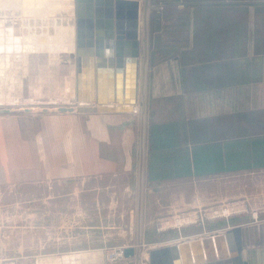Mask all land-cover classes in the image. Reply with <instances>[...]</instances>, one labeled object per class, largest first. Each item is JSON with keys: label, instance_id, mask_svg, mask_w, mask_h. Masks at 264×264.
I'll use <instances>...</instances> for the list:
<instances>
[{"label": "crops", "instance_id": "0c3cea01", "mask_svg": "<svg viewBox=\"0 0 264 264\" xmlns=\"http://www.w3.org/2000/svg\"><path fill=\"white\" fill-rule=\"evenodd\" d=\"M151 4L145 190L149 183L225 181L233 197L235 178L243 195L251 181L264 190V0ZM142 29L141 16L140 40ZM139 140L138 112L0 118V186L124 180L131 189ZM239 225L244 259L264 264V219ZM95 253L71 249L58 258L110 264Z\"/></svg>", "mask_w": 264, "mask_h": 264}, {"label": "rangeland", "instance_id": "374dc122", "mask_svg": "<svg viewBox=\"0 0 264 264\" xmlns=\"http://www.w3.org/2000/svg\"><path fill=\"white\" fill-rule=\"evenodd\" d=\"M71 11V6L62 0H0V20L17 24L6 27L3 23L0 27L18 30L14 40L23 41L26 31L27 38L36 40L43 36L48 45L60 42L69 46L71 42L75 56V25L69 20L75 19L76 14L71 17ZM69 28L73 29L72 34L64 33ZM31 44V50L10 54L18 55V60L12 57L0 61V118L26 112L59 114V108L71 106L69 101L75 97L74 61L63 52L37 50L33 49L35 42ZM225 183H149L145 190L144 255L155 245L174 244L224 231L251 219H264V190L258 188V182H250L247 196L242 194L241 181L235 178L233 197L225 195ZM136 187L129 189L124 180L0 186V264H58L53 262V256L60 257L71 249L94 250L112 264L108 257L113 248L136 243ZM224 210L230 213L224 214ZM79 238L91 243H77ZM67 240L70 243H63Z\"/></svg>", "mask_w": 264, "mask_h": 264}, {"label": "water", "instance_id": "95a60500", "mask_svg": "<svg viewBox=\"0 0 264 264\" xmlns=\"http://www.w3.org/2000/svg\"><path fill=\"white\" fill-rule=\"evenodd\" d=\"M75 6V98L59 111L138 112L140 116L136 243L125 247L122 260L114 264H249L243 257L241 225L155 245L144 259L148 21L154 8L151 0L142 4L139 0H75Z\"/></svg>", "mask_w": 264, "mask_h": 264}, {"label": "bare ground", "instance_id": "6f19581e", "mask_svg": "<svg viewBox=\"0 0 264 264\" xmlns=\"http://www.w3.org/2000/svg\"><path fill=\"white\" fill-rule=\"evenodd\" d=\"M63 2H64V4L65 5H70L71 6V9H72V11H71V14H72V16L71 17H73V15L75 14V1L74 0H62ZM54 5H55V3H53ZM71 19V18H70ZM59 21V20H58ZM69 21H71V25L73 26L74 24V21H75V19H71V20H69ZM3 23L6 25V27H8V26H16L17 24L16 23H14V22H8V21H2V20H0V26H2L3 25ZM3 29V28H2ZM2 29H1V27H0V31H2ZM5 29H3V31H4ZM71 32H73V29L72 28H69V29H66V31H64V33H70V34H72ZM2 33V32H1ZM16 34H19V32H18V30L16 31V30H13V28H7V30H5L4 31V39L2 40V37H1V34H0V44L2 45V43H10V45H8L7 46V44H6V46H0V61L1 60H3V59H6V60H10V58H12V57H14L15 59L16 58H18L19 59V56L18 55H15V56H12V55H10V54H13V52H21L22 50H23V52H25V50H31L32 49V47H31V42H35V46H34V48L33 49H35V47L37 48V50H47L48 48H49V50H51V51H53V52H63V54H64V56H69V60L71 61V62H73L74 60V54H73V51H71L72 49H73V43H71V42H69V46H68V43L67 44H63V43H58V42H53V45H48L47 44V42H45L44 41V38L45 37H43V36H40L39 38H37V36L36 35H34V36H36L35 38H37L36 40H33L34 38H27V33H26V31L25 32H23V34H25V37L23 38V41L21 40V38H15V40L14 39H12V37L14 36V35H16ZM28 35H31V34H28ZM71 38V37H70ZM72 40H73V38H71ZM74 39H75V37H74ZM25 42H27V43H25ZM62 42V41H61ZM68 47H70L71 49H70V52H68L67 51V48ZM34 51V50H33ZM8 54V55H7ZM18 59H16V60H18ZM4 61V60H3ZM2 61V62H3ZM13 63V62H12ZM1 65V64H0ZM6 66V65H5ZM10 66V65H9ZM1 67H3V66H1ZM11 67V66H10ZM4 69V68H3ZM7 69V68H6ZM10 70H7V73L9 72ZM7 75V74H6ZM7 78V77H6ZM7 80V79H6ZM4 81L5 80H3V82L2 83H4ZM63 95V94H62ZM60 96V95H59ZM58 96V97H59ZM64 96V95H63ZM65 98H68V96L67 97H65ZM74 98V97H73ZM62 99H63V97H62ZM62 99H61V101H62ZM15 101V100H14ZM17 101V100H16ZM15 101V102H16ZM55 101V100H54ZM58 101V100H57ZM65 101H66V99H65ZM15 102H14V104H15ZM52 102V101H51ZM37 103V102H36ZM53 103V102H52ZM55 105H57L56 103H55ZM61 105V104H60ZM230 213V210H224V214H229ZM178 223V222H177ZM198 238H200V237H198ZM101 255V253H95V254H93V257L94 258H96V257H98V261H101L102 259V257L100 256ZM84 256V258H87L89 255H83ZM118 257V255L117 254H112V256L110 257V260H111V263L112 264H114L113 263V260L115 259V258H117ZM143 257H144V259L145 260H148V258H149V254H148V252H146V255H143ZM52 258V257H51ZM81 257H80V255H78V254H74V255H71L70 256V258L69 259H61V258H56V257H54L53 256V262L55 261V262H58V264H78V262L80 261L79 259H80ZM46 259V258H45ZM44 259V260H45ZM50 259V258H49ZM48 260V259H47ZM51 261H52V259H51ZM45 262V261H44ZM48 262V261H47ZM51 263V262H50ZM53 264V263H52ZM55 264V263H54Z\"/></svg>", "mask_w": 264, "mask_h": 264}, {"label": "built area", "instance_id": "2783aa9c", "mask_svg": "<svg viewBox=\"0 0 264 264\" xmlns=\"http://www.w3.org/2000/svg\"><path fill=\"white\" fill-rule=\"evenodd\" d=\"M124 248L125 247H117V248H113L111 250L112 252H110L111 253L110 255H112L113 253L118 255V257L113 260V263H117V262H120L122 260V257H123V249Z\"/></svg>", "mask_w": 264, "mask_h": 264}]
</instances>
